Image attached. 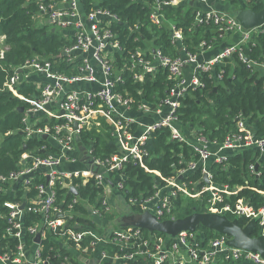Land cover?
<instances>
[{
    "label": "built area",
    "instance_id": "built-area-1",
    "mask_svg": "<svg viewBox=\"0 0 264 264\" xmlns=\"http://www.w3.org/2000/svg\"><path fill=\"white\" fill-rule=\"evenodd\" d=\"M32 2L35 6L34 13L43 16L42 21L48 20L49 23L45 25H50L54 31L58 30L71 42L62 51L64 59L59 60L55 65L65 61L74 73L71 75L60 73L56 66L45 59L34 58L16 68L4 84L8 91L26 104L22 118V133L25 134V139L45 136L58 152L45 153L42 156L34 155L33 152H24L20 159L21 167L7 176H0V183L3 185L19 184L25 193L31 190L35 192L31 198L24 199V202L4 203V207L8 209L6 215L8 226L0 239V264H48L47 260L41 259L38 247L34 248L32 257H29L30 250L24 237L28 234L33 239L39 234L44 238L47 230L55 228L61 230L68 228L65 245L69 242L74 244V249L70 250L79 255V260L84 254L92 253L94 264H125L138 258L146 259L152 264H216L219 261L239 260L251 264H264V258L257 253L226 247L227 238L223 235L205 241L197 231H183L170 238L158 233H149L145 236L144 231L131 227L113 230L106 221L110 206L104 196V189L108 182L109 184L111 182L109 179L115 183V188L122 189V171L128 160H133L149 172L143 164L147 153L141 147L151 132L164 128L169 131L171 140L190 147L197 160L189 161L185 168L177 170L169 178H163L156 173L162 180L161 187H158L152 196L140 201L129 199L128 204L131 207L137 206L140 213L150 212L159 220L167 217H170L168 220H175L172 216L173 198L183 195L187 198L199 199L202 194L207 193L209 196L206 212L226 215L231 219H244L245 225L255 220L254 228L258 229L257 236H264V207L255 208L245 197L236 199L233 205L224 203L226 199L237 195L243 189H251L263 197L264 192L248 186L234 188L228 185L216 186L208 168L209 164L224 165L229 155L245 149L257 150L263 155L264 135H255L251 127L240 119L236 131L229 133L222 143L210 142L196 134L194 130H189V134L184 133L176 114L177 109L180 108V100L187 95L189 89L202 87L198 75L221 65L224 59L240 51V46L246 45L264 31V25L244 30L231 14L210 6L211 0H172L163 4L170 6L184 2L195 5L196 24L212 22L221 35L237 32L240 38L237 43L224 47L216 56L209 59H199L198 56L205 50V42L198 45L196 53L187 52L182 47L181 55L176 57L166 56L158 49H149L151 58L147 59L143 51H135L127 64L130 65L131 71L136 67L140 68L139 72L134 71L136 81L141 82L145 73H155L160 67L167 71V79L173 82V86L168 88L165 97L155 106L151 107L141 102L136 110H132V99L124 98L116 89L121 80L115 70L114 54L115 52L120 54L121 48L112 25L117 23L119 18L109 10L98 6V0L91 1L92 9L88 13H84L81 9L84 0H32ZM160 9L161 6L158 5L149 14L151 23L157 27L163 24ZM168 29L170 43L181 44L184 39L183 31L173 24ZM4 41L5 36H0V60L7 50ZM239 56L244 60L241 52ZM259 67L264 73V65ZM32 78V84L39 95L37 97L19 95L16 86L22 81L30 83ZM221 79L220 74L217 80ZM87 85H93L95 88L90 89ZM131 113L137 115L154 113L157 119L143 125L136 121V117H130ZM33 117L36 119L30 122V118ZM44 117L55 121V124L38 126V122ZM97 118L105 120L112 128L111 135L119 146V153L107 157H95L91 147L83 146L80 140L81 147L85 151L84 157L87 158L82 162L78 158L79 147L75 139L80 138V135L88 130ZM133 125H136L137 129L134 132ZM95 126H99V123ZM140 127H143V131L137 133ZM65 163L80 165L82 169L57 170ZM196 170H200L203 180L204 176H207L208 184L205 183L200 187L198 182H187L183 179L188 173ZM250 172L259 176L253 166H250ZM35 180L39 182L34 184ZM87 184L102 189L97 198L100 203L98 207L90 205L87 200H79L77 195H74L65 208L59 207L65 201L61 200L57 203V189H65L70 193L74 189L78 193L79 186ZM78 203L86 207L85 219L92 226L75 223L73 225L78 230L74 231L70 229V221L77 214L73 211V207ZM22 204L25 206L24 210H20ZM25 210L38 215L40 221L36 225L24 226ZM88 237H91L92 241L84 251H78L79 243ZM9 239L16 240L13 247L9 245ZM110 242L122 248H129L131 251L124 256L111 257L105 249Z\"/></svg>",
    "mask_w": 264,
    "mask_h": 264
},
{
    "label": "trees",
    "instance_id": "trees-1",
    "mask_svg": "<svg viewBox=\"0 0 264 264\" xmlns=\"http://www.w3.org/2000/svg\"><path fill=\"white\" fill-rule=\"evenodd\" d=\"M92 0H84L81 9L84 13L92 9ZM98 6L114 13L119 21L112 25L116 34V40L121 48V53L115 52L114 66L117 74L120 75L121 82L117 86V91L124 98H131L132 110H136L138 104L145 102L151 107L162 100L173 82L167 79V71L157 68L155 73H145L141 82L134 79V71L139 72L136 67L130 70L128 60L135 51H143L147 59L151 58L149 49H158L162 54L169 57L181 55V48L187 52L196 53L201 42H205L204 49L213 45H220L225 40L227 32L221 35L217 31L214 23H195V5L181 2L177 5L165 6L172 0H98ZM233 7L232 12L242 9H250L255 12L262 7L264 0H247L244 4L237 5L239 0H224ZM161 6L163 24L157 27L152 24L149 14L153 8ZM35 6L32 0H0V36H5L4 44L7 47L4 57L0 60V176H7L21 167V156L24 152H33L34 155H45V153L55 154L58 150L50 143L49 139L36 137L25 139L22 133V118L24 112H19V107H25V102L15 97L8 91L4 84L12 75L14 70L24 62L38 58L45 59L63 74L74 73L71 66L63 60L62 51L70 45L58 30L52 31L44 27H38L34 22L33 14ZM173 24L177 29H181L184 39L181 44L172 45L170 43V31L168 27ZM237 33V32H236ZM239 34V33H238ZM238 38L239 35L236 34ZM239 40V39H238ZM224 47V46H223ZM244 55V60L239 53ZM254 65V66H253ZM260 65H264V31L257 35L246 45L240 46V51L232 54L230 58L224 59L221 65L215 66L208 72L199 74L202 87L189 89L187 95L180 100V108L177 109L179 123L182 131L188 133L189 130L203 136L210 142L222 143L225 137L236 131L237 122L240 119L250 126L257 136L264 135V73L260 71ZM222 75L221 80H217L218 75ZM22 81L16 86V91L24 97H37L35 86ZM36 117L30 118L34 122ZM99 123V126H95ZM49 124L52 126L55 121L42 118L38 126ZM136 125H133L134 132ZM112 128L106 124L105 120L97 118L92 122L91 127L80 135L83 146H89L93 150L95 157H107L119 153V146L111 135ZM138 133V131H137ZM189 134V133H188ZM26 146V150H23ZM44 148V150H43ZM146 151L147 156L143 159L145 171L133 160H128L122 171V189L115 190L121 192L125 202L129 199L140 201L152 196L158 187H161L163 178H169L177 170L186 167L189 161L197 160L193 151L184 143L170 139L167 129H160L151 132L141 147ZM80 160V159H79ZM81 161V160H80ZM250 166L257 169L259 176L251 174ZM212 173V181L216 186L228 185L230 188L248 186L257 191L264 192V154L257 150L245 149L237 154L228 156L224 165L209 164ZM185 181L198 182V186L205 184L200 170L188 173ZM39 181L35 180L34 184ZM100 187L87 184L79 186L77 198L87 200L90 205L99 206L97 201L101 193ZM34 190L25 193L19 184L0 183V239H2L7 228L6 215L8 209L4 207L5 202L20 203L24 199H29L34 195ZM58 202L64 200L60 208H65L74 197L68 190H58ZM209 194L204 193L199 199H192L178 195L172 199L174 219H181L193 213H205L206 202ZM245 197L255 208L264 207V197L251 189H243L237 195L231 196L224 203L234 204L236 199ZM223 203V204H224ZM222 205V204H221ZM28 206V204H27ZM133 212L140 213L137 206L130 207ZM73 211L76 212L71 221L70 229L77 231L73 224H88L85 219L87 209L83 204H75ZM164 218L163 220H168ZM230 218V217H228ZM231 219V218H230ZM112 216H107L106 221H111ZM40 217L25 210L23 216L24 226L36 225ZM240 227L245 225L244 219L238 221ZM95 230L94 227H91ZM252 236H257V228H254ZM68 228L50 229L41 239L39 247L41 259L47 260L48 264H82L78 259L74 249V244L66 242V231ZM205 241L219 237L213 231L199 227L196 230ZM145 236L148 232H143ZM32 237L25 235L24 240L28 246L33 247ZM9 245L16 244L15 239H9ZM91 237L80 242L78 251L82 252ZM109 256H124L131 251L129 248H122L110 242L105 246ZM112 264V263H110ZM125 264H152L146 259H135L127 261ZM216 264H251L246 261H219Z\"/></svg>",
    "mask_w": 264,
    "mask_h": 264
},
{
    "label": "water",
    "instance_id": "water-1",
    "mask_svg": "<svg viewBox=\"0 0 264 264\" xmlns=\"http://www.w3.org/2000/svg\"><path fill=\"white\" fill-rule=\"evenodd\" d=\"M232 16L244 30H251L262 26L264 25V1L262 2L261 9L257 12L250 9H242L232 12ZM18 111L23 112L24 108L19 107ZM43 138L46 137L44 136ZM75 142L79 147L78 158L81 161L87 160L84 157L85 151L81 147L80 138L77 137ZM26 149V146H23V150ZM204 182L209 183L206 175L204 176ZM72 191L74 195L77 194L76 190L73 189ZM23 209L24 204L20 207V210ZM238 221V218L230 219L226 215L211 212L193 213L181 219L162 221L148 211L136 213L128 208L124 212L118 213V218L114 223L116 224V229H127L131 227L148 233L163 234L170 238H174L183 231L195 232L197 228L202 227L218 235L225 236L227 238L225 243L226 247L257 253L264 258V236H252V231L256 223L255 220H251L244 227H240ZM34 241L38 244L40 236L37 235ZM81 261L86 264L95 263L92 260H85L84 258H81Z\"/></svg>",
    "mask_w": 264,
    "mask_h": 264
},
{
    "label": "crops",
    "instance_id": "crops-1",
    "mask_svg": "<svg viewBox=\"0 0 264 264\" xmlns=\"http://www.w3.org/2000/svg\"><path fill=\"white\" fill-rule=\"evenodd\" d=\"M228 4L224 1V0H211V2H210V6H212L214 9H217V10H220V11H224L225 9H226V6H227ZM38 27H44L43 25H38ZM236 34L237 35H239L240 36V34H238V33H236V32H233V34H231L230 36V39H228V40H226V41H223V43L222 44H220V45H213V46H211L209 49H207V50H204V51H202L201 53H199L198 54V56H199V59H209V58H213L214 56H216L224 47H226V46H228V45H234L235 43H237L238 42V37L236 36ZM224 46V47H223ZM87 87L88 88H90V89H93V88H95V86H93V85H87ZM130 117H136V121H138V122H140L141 124H143V125H146V124H148V123H150V122H152L153 120L155 121L156 119H157V116L154 114V113H150V114H145V115H137V114H134V113H131L130 114ZM143 131V127H140V129L138 130V133H141ZM75 155V154H74ZM83 162V161H82ZM79 168H81V166L80 165H74V164H68V163H65V164H63L61 167H59L57 170H65V171H73V170H76V169H79ZM82 169V168H81ZM109 181H111L110 182V184H109V182H108V184H107V186L105 187V189H104V196H105V199H106V201L108 202V204H109V206H110V212H108V215L109 216H111L110 214H111V211L112 210H115V208L113 207V201H114V199H118V201L119 202H122L123 203V205L122 206H120V207H118V212H117V214L119 213V212H124L125 210H127L128 208H130L131 206L128 204V202H125L124 201V199H123V195L121 194V192H119V191H117V190H115V183L111 180V179H109ZM111 184H113V186H111ZM3 185V184H2ZM77 192V191H76ZM72 194L74 195V193H73V191H72ZM77 195V194H76ZM75 195V196H76ZM97 201H99L98 199H97ZM22 206V205H21ZM25 207V206H24ZM24 210V209H23ZM25 212V211H24ZM107 215V216H108ZM109 223H108V225L110 224V222L111 221H108ZM114 222V221H113ZM110 227H112L111 226V224H110ZM113 228V227H112ZM111 228V229H112ZM114 229H116V228H113V230ZM48 231V230H47ZM39 235V234H38ZM37 236V235H36ZM35 236V237H36ZM40 236V235H39ZM41 239H43V238H41L40 237V241H41ZM35 238H33V239H31V241H32V244L33 243H35L36 245H38V246H35L34 244H33V247H32V249H31V247L30 246H28V249L30 250V254H29V257L31 258L32 257V252H33V250H34V248H36V247H38L37 249L39 250V252H40V247H39V244H40V241H39V243L37 244L35 241ZM41 253V252H40ZM79 255H77V257H78ZM33 257H34V255H33ZM94 256H93V254L92 253H86V254H84L83 256H81V258H84L85 260H92V258H93ZM81 258H80V260H81ZM81 263H84V262H82L81 261Z\"/></svg>",
    "mask_w": 264,
    "mask_h": 264
},
{
    "label": "rangeland",
    "instance_id": "rangeland-1",
    "mask_svg": "<svg viewBox=\"0 0 264 264\" xmlns=\"http://www.w3.org/2000/svg\"><path fill=\"white\" fill-rule=\"evenodd\" d=\"M245 3V1L244 0H239L238 1V3H237V5L239 6V5H241V4H244ZM198 7V6H197ZM232 10H233V7L231 6V5H227L226 6V9L224 10L225 12H228L229 14H231L232 15ZM34 16H33V19H34V22L36 23V24H44L43 26H45L47 29H51V26L50 25H45V24H48L49 22H48V20L46 21L45 19L42 21V19H43V16H38V14H36V13H34L33 14ZM41 21V22H40ZM54 30V29H53ZM231 34H227L226 36H225V39L226 40H228V39H230V36ZM226 40H224V41H226ZM6 52V51H5ZM123 205V203L122 202H119L118 201V199H114V201H113V207L115 208V210L118 212V207H120V206H122ZM115 210H112L111 211V216H112V220H111V222H110V224H111V226L113 227V228H115L116 227V224L113 222V221H116L117 220V218H118V214H117V212L115 211Z\"/></svg>",
    "mask_w": 264,
    "mask_h": 264
}]
</instances>
